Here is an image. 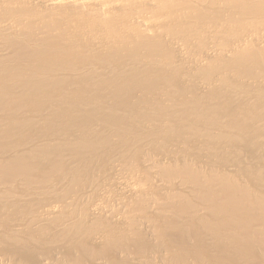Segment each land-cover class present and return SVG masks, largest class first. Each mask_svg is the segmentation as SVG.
Returning <instances> with one entry per match:
<instances>
[{
    "label": "bare ground",
    "instance_id": "1",
    "mask_svg": "<svg viewBox=\"0 0 264 264\" xmlns=\"http://www.w3.org/2000/svg\"><path fill=\"white\" fill-rule=\"evenodd\" d=\"M15 1L0 2V263L24 264L32 246L18 231L33 199L54 204L40 207V216L59 207L67 213L53 196L80 183L76 199H91L107 174L122 176L119 208L89 214L87 199L86 212L74 218L68 204L70 222L60 224L57 237L72 235L68 247L78 257L92 255L91 264H264V194L236 182V165L218 170L212 163L226 151L214 130L245 128L246 112H235H243L238 121L230 103L209 108L195 89L201 79L212 97L214 79L237 66V79L250 81L246 91L261 102L252 108L264 114V0ZM235 30L250 31L255 44L239 41ZM228 94L238 98L232 88ZM227 110L233 117L223 122ZM193 144L209 152L207 162ZM13 217L15 231L6 230L2 222Z\"/></svg>",
    "mask_w": 264,
    "mask_h": 264
},
{
    "label": "rangeland",
    "instance_id": "2",
    "mask_svg": "<svg viewBox=\"0 0 264 264\" xmlns=\"http://www.w3.org/2000/svg\"><path fill=\"white\" fill-rule=\"evenodd\" d=\"M9 1L10 0H0V2H9ZM11 1L14 2L15 0H11ZM18 1L21 2L22 0H16L15 2H18ZM25 1L26 2H29V0L28 1L25 0ZM32 1L33 2H35V1L36 2H41V0H32ZM42 2H43V0H42ZM246 2H248V1H246ZM0 20H1L0 21L1 22L0 23V25H1L0 29H1L2 27L4 28V26L6 24L4 25L5 22H3L2 19H0ZM130 23H132V22H130ZM249 32L250 31H246V32L242 33V31L240 32V30H235V36L237 37V39L239 41L240 40L242 41L243 39H245V41H247L249 44H255V42L250 38V36H252V35L249 34ZM227 39H228L229 43H231L232 37H228ZM5 54L6 53L4 52V54L1 53L0 55L1 56L3 55V57H4ZM227 71H234V72H232V73H230L228 75H222V76L219 75V77L222 80H224V81H222L220 79H214V81L217 84L218 89H219V91L216 94H214L216 96V98L214 97V95L212 97H209L208 96V91L207 92L205 91V86L201 84V81H202L201 79L200 80H196V82L198 81V84L196 85L195 89L198 90V88H199V90L201 91L200 92L198 90L197 91L198 92L197 95H199V93H200V95L203 94L204 96H206V97L209 98V100H208V98L205 97V99H207V100L204 102V105H207V107H209V106L212 107L213 106V105H211L212 103L214 104V106H216L217 103H218V105H219V103L221 105V102H223L222 103L223 105H224V103H227V104L230 103V104H228V106L232 105L230 107H233L235 110H237V111H233L234 114H235V112H238L239 109H240L241 111L246 112L245 118L248 119V122H246L247 124H246V127L245 128H240V126L238 124H235L233 126V128L231 130H229V131H223L221 129L214 130V133H220L221 134V140L219 141L218 144L221 147L226 148V151H221V152L216 153L215 154V157L212 159V163H213V165L218 170L222 169L223 166H225L226 164L228 165L229 163H232V164L236 165L237 166V176H236L237 178H236V182L240 186L245 185L247 187H253L255 189L257 188V189H259L264 194V119H263V115L264 114L262 113V111L260 109L252 108V106L261 105V102L259 100L254 99L253 96L251 97V93L252 92H247L246 91L247 86H251L250 81L248 83H246V81H244V82L240 81L243 78L237 79V74L238 73H243L242 72V69H240V68L238 69L237 66H236V67H233L232 69H229ZM237 80H238V82L236 83V85L232 84V83H234ZM186 85H188V87L190 86L189 84H186ZM202 86H204V91H203V87ZM258 86L260 88L264 89V84L259 83ZM200 88H202V89H200ZM230 88H232L234 90V92L236 94H238V98H232V97L229 96L228 91H229ZM220 91L221 92L223 91L222 92L223 95L220 96V98L222 99V101H221V99H219V101H220L219 102V101H217V99H218V96H219ZM133 98H136V99H133ZM133 98H131V100H130L131 102H134V101L137 100V97L134 96ZM227 100L230 101V102H227ZM207 101L210 104H208ZM215 101H217V102H215ZM227 104H225V105L227 106ZM225 105H224V107L221 105V107L222 108H226ZM233 108H230V109L233 110ZM243 112H239L238 113L239 115L238 114H235V115H237V120H238V117L240 116V113H241V115H243ZM229 113H230V110H227V111H223L222 112L223 115L221 114V117H222L221 119H223V122L230 119V117L232 116L231 115L232 112H231L230 115H229ZM224 115H225V117H223ZM225 118L226 119L229 118V119L225 120ZM239 118L243 119V116H240ZM192 119H195V118L192 117ZM240 120H238V121H240ZM196 123L197 122H195L194 124H196ZM187 125H193V123L192 122L191 123L188 122ZM213 129H215V128H212L211 130L213 131ZM208 143L211 144L210 141ZM212 143H213V141H212ZM193 146H192V148H193L192 150L193 151L196 150V152L198 153V150L200 151V148L199 149H195V147L197 146V144L196 145L193 144ZM190 152L192 153V151H190ZM193 153L194 154H197L195 152H193ZM199 153H201L203 155H200V154L198 155L197 154L195 156L196 157H200L199 160L202 158L201 161H203V163H204V160L207 162V160L206 159L203 160V158H205V157L208 158L207 156H209V155L206 156L205 154H208L209 152L206 153V152H201L200 151ZM149 155L154 156L153 154H149ZM202 156H204V157H202ZM192 158L193 157H191V159ZM44 165H47V164H44ZM139 167L142 168V169H144L141 165H139ZM244 173H248V176H245L246 174H244ZM123 174H121V175H123ZM56 176H57V173L55 171H53V170H50L49 171V176H48L49 181H54L56 179ZM119 176L117 175V178H116V176H114L115 177L114 178V177H109V176H107V174H105L103 176V179H104L103 182L104 181H106V182H105V184H102L103 186H102V188L101 187L99 188V190L96 192L97 194L95 193L97 196H95V194L93 195V196H95V198H93V196L92 197L90 196L91 197V199H90L89 197L87 198V195H86L83 198L81 197L80 198L81 199L80 201H79V197H78V199H76V197L79 196L77 194V192L79 193L81 191V190H79L80 188H77V187H80V186H78V185H80V183L77 185V187L75 185H72V186L67 187V189H66L67 191L64 192L61 195H58L56 197L53 196L54 199L55 198L56 199L58 198L57 199L58 202H56L57 205L63 206L64 204H67V205H65L66 207L63 206V210L65 212L67 211L68 215H67V213H64L62 210H60L62 208L59 207L60 209L58 208L59 209V210L57 209L58 211L56 209H54L53 212H52V214L50 213V215L52 217L49 216V215L48 216L41 215L42 216L41 217L39 215L40 214V211H41L40 210V207H42L43 205L51 206V205H54V204H50V200H49L48 197H46V198L44 197L43 198V197L40 196V197H37V198L33 199L31 201L30 205L26 208V210L24 212L23 222L20 223V224L23 225V227L21 228V231H18V232H22L23 231L22 234L24 233L23 235L26 236V238H25L26 239V244H27L28 239H29V242H28L27 246L29 248L32 246L30 248V250H29L28 255H24L23 257H21L22 258L21 259L22 262L24 264H37V261L39 259L46 258V260L48 262H50L51 264L52 263L53 264H55V263L56 264L57 263L58 264H61V263H63V264H75V263L76 264H79L78 262L81 259L82 264H87L88 262H89L88 264H91V262H90L91 260L90 261H88V260L91 259L92 255H89L90 256V258H89V256L87 254H85V256H88V257L83 256L86 259H84L82 257V254H80L81 257H78L79 254L76 252V249L74 251L73 248L71 247L72 246L71 245V242H72L71 240L73 238L72 235L71 236L69 235L70 237L67 235L68 237H66V238H64L65 236H63V237H57V235L59 234V236H60V234H61L59 232L61 230L60 228L62 227L61 226L62 225L61 224L62 221L63 220H67V222H70L67 219V216L69 218V214L70 213H71L70 216H72V215L73 216L74 215H76V216L77 215H79V216L80 215H83L84 214L83 211H85L84 209L87 207L86 206L87 204H89L88 207H90V208L92 206V209L91 210L88 209V207L86 208V209L89 210V214L91 213V211L93 209H97V207L99 209H110V207H116V206H118V208H119V205L117 204L118 202L115 201V200H117V198H119L120 192L122 194V190H123L122 187L120 188L121 185H117V184L120 183L119 182V178L122 177V176H120V177ZM124 176H125V174H124ZM151 180H152V182L153 181L155 182V179L153 180V177H152V179L149 180L150 182L149 183L147 182L145 184V185H148L147 187H151L152 188V186H153L154 183H151ZM111 185L114 188H116V189H113V187ZM33 188H36V186H34ZM110 189L112 190V192H110ZM37 190H35V192ZM117 192H118V194H117ZM36 193H38V191ZM114 194L117 197H111V198H109L111 195H114ZM80 195H81V193H80ZM108 195H110V196L107 197ZM93 199H94V201H93ZM113 200H114V202H113ZM85 201L87 202V204H86ZM68 204H70L71 207H73L75 209L68 208V207H70ZM102 206H103V208H101ZM104 206H106V207H104ZM64 208H66L67 210H65ZM76 208H77V211H79V212L76 211ZM71 209L74 210V211H72ZM80 209H82L83 211H81ZM113 209L114 208H111V210H113ZM69 210H71L72 212L69 211ZM114 210L116 211L117 208H115ZM56 211H57V213H56ZM54 212H55V215L53 214ZM74 212L77 213V214H73ZM79 216L74 217V218H78ZM26 218H27L28 221L26 220ZM98 218H100L99 219L100 221L106 222L105 220H103L104 218H102V219H101V217H98ZM10 219L11 218H9V220H6L5 223H4L5 220L2 222V224L4 225L3 227H5L6 230L7 229L8 230H11V228H12L11 227L12 226V222L14 224V221H15L16 217H13L11 220ZM13 219H14V221H13ZM88 219H90V217H88ZM122 219H120L121 220L120 222H123ZM58 225H59V227H58ZM24 226H25V228H24ZM53 227H54V229L55 228L56 229L59 228V229H57V231H56V229L55 230L52 229ZM51 229H52V231H51ZM55 234H56V236H55ZM60 238L63 239V240H60ZM67 238H68V241H67ZM32 239H33V241H35L36 243H38V245L35 244V242H32ZM93 242H94L93 245H95L96 244L95 243L96 241L93 240ZM98 242L101 244L100 241H98ZM98 242H97V245L94 246V248H96V246L97 247L99 246L100 248H103V247H101L102 245L100 246V244H98ZM29 244H30V246H29ZM34 245H37V246H34ZM68 245H71V246L68 247ZM57 248H58L59 251L57 250ZM97 249L99 250V248H97ZM54 250H56V252ZM71 250L74 253L76 252L75 255H74V253ZM54 253L55 254L58 253V254H56V256L58 257V259H60L59 261L57 260V257L55 256ZM61 256H62V258H61ZM38 257H39V259H38ZM48 257L49 258L51 257L53 260H51V258L48 259ZM77 257L80 258V259H77ZM74 260L76 261L75 263H74ZM71 261H73V262H71Z\"/></svg>",
    "mask_w": 264,
    "mask_h": 264
}]
</instances>
